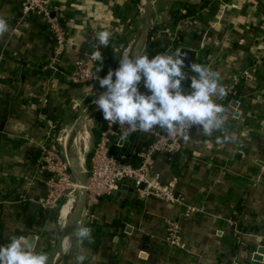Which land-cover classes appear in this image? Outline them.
Returning a JSON list of instances; mask_svg holds the SVG:
<instances>
[{"label":"crops","instance_id":"crops-1","mask_svg":"<svg viewBox=\"0 0 264 264\" xmlns=\"http://www.w3.org/2000/svg\"><path fill=\"white\" fill-rule=\"evenodd\" d=\"M21 2L0 0V17L10 25L8 32L0 34V244L14 235L32 234L35 249L52 257L48 264H76L80 254L86 256L84 264H221L230 261L229 252L241 243L234 224L251 232L249 247L241 249L239 262L264 264V0H211L208 7L170 25L167 9L172 1L151 2L150 29L162 25L168 29L161 37L165 41H178L180 47L186 40L198 47L201 62L219 73L221 87L233 77H242L240 94L221 104L220 129L205 135L192 126L179 160L171 155L170 160L163 154L156 157L154 168L161 182L177 178L174 200L150 198L132 211L136 192L130 190L131 183L122 184L109 197L99 198L93 220L82 219L79 226L92 230L90 241L78 240L73 231L64 246L59 240L60 218L69 196L64 198L57 221L43 215L46 210L38 199L44 184L34 175L38 161H33L34 153L41 151L50 132L58 136L68 131L69 137L59 145L67 158L68 142L81 118L80 129L84 126L85 131L78 132L71 151L86 177L91 153L103 131L99 123L105 122L90 112L95 109V97L105 89L98 81L76 85L69 72L81 53L96 46L101 49L94 35L101 30L112 34V58L99 76L114 71L121 55L136 54L146 25L147 0H50L63 12L68 31V46L57 70L47 67L53 41L46 26L33 18L18 23ZM153 11L164 21L151 26ZM177 48L165 51L176 52ZM185 71L182 86L187 93L191 72ZM245 71L254 77L245 76ZM140 90L147 92L143 81ZM156 130L163 129L129 132L124 138L115 136L112 143L116 142L118 154L125 151L123 161H137L138 146L148 142ZM22 192L26 198L19 200ZM187 205L203 210H195L194 220L185 219L182 214ZM127 213L134 217L123 219ZM116 217H121L116 229L113 225L108 232L98 229L99 224L111 227ZM168 217L181 219L179 249L166 241ZM251 225L256 228L251 230ZM259 251L261 259H255Z\"/></svg>","mask_w":264,"mask_h":264},{"label":"built area","instance_id":"built-area-1","mask_svg":"<svg viewBox=\"0 0 264 264\" xmlns=\"http://www.w3.org/2000/svg\"><path fill=\"white\" fill-rule=\"evenodd\" d=\"M141 8H144V3L141 4ZM19 10V24L33 18L46 26L53 41V49L47 60V67L57 70L63 61L68 46V31L62 20L64 19L63 12L58 6L51 5L50 0H22ZM167 30L166 27L161 25L153 32L151 39L163 37ZM185 44L186 40L181 42V45ZM168 48H172L171 45H168ZM96 50H99L102 55L101 49L96 46L81 53L74 61L69 72V79L72 83L86 86L97 81L95 75H99L102 70L100 68L95 73L97 66L100 64L92 56V53ZM245 76L252 77V74L245 71ZM243 81L242 77L231 78L223 87L226 95L216 98L217 102L223 104L225 101L238 96L240 94L239 86L243 84ZM90 113H95L93 118L97 117L104 120L102 112L98 108ZM105 122L107 128L102 131L98 142L93 148L89 169L83 184L86 190L83 219L86 221L93 220L96 216L93 208L97 205L99 198L109 197L120 185L125 183L132 184L137 198L142 202L150 198L164 201L174 200L177 178L169 180L168 183H162L159 172L154 168L155 161L156 157L161 154L171 155L176 151L183 153L186 149L183 137L185 133L188 135L191 128L185 124L172 135H169L165 130L153 131L152 138L138 146L135 153L138 164L135 165L116 158L109 151L115 136H121L124 131H131L125 125ZM63 140V133L58 136L52 135L51 132L48 134L46 142L41 145V154L34 172V175L38 176L44 184V191L38 199V204L46 211H54L58 208L61 210L64 198L74 191H79L80 199L79 188L81 185L76 181L67 158L59 148V145L63 144ZM30 176L25 178L28 179ZM141 183L144 184L143 188L139 187ZM29 185L32 187L31 184ZM19 197V200H23L26 198V194L22 192ZM195 210L202 211L203 209L198 206L187 205L182 218L194 220ZM165 225L166 241L174 249L181 248V219L168 217L165 219ZM237 227L233 224V231L237 234L238 242L246 241L251 232L239 230ZM124 230V227L120 228L122 233ZM240 248L242 247L229 252L231 264H241L239 262Z\"/></svg>","mask_w":264,"mask_h":264},{"label":"clouds","instance_id":"clouds-1","mask_svg":"<svg viewBox=\"0 0 264 264\" xmlns=\"http://www.w3.org/2000/svg\"><path fill=\"white\" fill-rule=\"evenodd\" d=\"M9 22L0 17V34L9 31ZM100 46H108L111 32L101 30L95 33ZM100 64L95 73L103 67V57L99 50L92 53ZM186 54L160 52L150 56L147 53L120 56L119 66L106 75H95L101 88L105 90L95 97L94 103L109 124L125 125L131 132H149L154 128L165 130L169 135L187 124L203 130L205 135L222 127L223 106L218 97L226 95L219 84V73L208 66L193 62L190 92L183 90L182 82L187 78L185 71ZM147 92L140 90V82ZM129 135L122 132V138ZM185 140L189 136L185 133ZM91 228L81 225L74 229L75 237L80 241H90ZM86 256L76 257V264H84ZM48 254L37 251L31 238L20 234L12 236L7 243L0 244V264H48Z\"/></svg>","mask_w":264,"mask_h":264},{"label":"trees","instance_id":"trees-1","mask_svg":"<svg viewBox=\"0 0 264 264\" xmlns=\"http://www.w3.org/2000/svg\"><path fill=\"white\" fill-rule=\"evenodd\" d=\"M135 1H138V0H135ZM210 2H211V0H180V1H172V2H170L169 3L170 7L167 9V13H168L167 18L169 19L168 25L175 24L180 19L187 18V17H190L191 15L196 14L197 12L203 10L205 7H208ZM62 20H63V23L66 22L65 18L62 19ZM158 26H159L158 24L153 26L149 30V33H148V40H147L146 47H145L143 53H147L150 56L151 55H155V54L160 53V52H164L168 48V45H171V47L173 49H176L178 47V45H179L178 41H175V43L171 42V44H170L169 42L165 41V39H163L161 37L158 38V39L151 40L150 37H151L152 33L154 32V30L157 29ZM100 47L102 49L101 52H102V57L104 59L103 60V67L101 68V70L103 71L105 69V67H106V64L111 61V58H112L111 52H112V50H111L109 44L106 47L105 46H100ZM240 87L241 86H239V91L241 90ZM231 99H233V98H231ZM231 99H229V100H227L225 102L229 103ZM34 154H35L34 155L35 157L33 158V161H37V159L39 158V156L41 154V151L36 152ZM163 155L166 156L170 160V155H167V154H163ZM127 161L129 163H132V164H135V165L138 164L137 161H132L130 159L127 160ZM63 203H64V200H63L62 204ZM142 206H143L142 201H140L138 199H134L132 205L130 206V210L135 211V209L142 208ZM126 212H128V210H126ZM129 213H127L126 215L122 216V218L124 219L125 217H128V216L131 217L132 215H129ZM59 214H60V208H58V209H56L54 211H45L43 215L45 217L49 218L50 220L57 221ZM132 217H134V216H132ZM120 220H121V217H116V218H114L113 222L111 223V227H110V225H107V224L106 225L105 224H99V228L98 229H101L102 231L108 232V231H110L112 229V225L116 229V227L121 224ZM254 228H256L255 225H251L250 229L254 230ZM247 240L248 239H246V241H242L241 243H236L233 246L232 249L233 250H238L239 247H242L240 249H247L249 247V244H248ZM224 264H231V262L228 261L227 263H224Z\"/></svg>","mask_w":264,"mask_h":264},{"label":"water","instance_id":"water-1","mask_svg":"<svg viewBox=\"0 0 264 264\" xmlns=\"http://www.w3.org/2000/svg\"><path fill=\"white\" fill-rule=\"evenodd\" d=\"M152 1H157V0H147V4L145 7V11H146V25H145V29L143 32V35L141 37L139 46H138V50L136 54H141L143 47L146 43L147 37H148V33H149V29H150V18H149V8H150V4ZM159 1H176V0H159ZM177 50H181L186 54V63H185V69L189 70V66L191 63L193 62H197V63H202L204 65H206L205 63L201 62V59L199 58V49L198 47H195L194 45H189V44H185L182 45L180 47L177 48ZM205 52V50H204ZM207 66V65H206ZM237 103V101L235 100L234 104ZM93 108H98L96 105ZM82 123L81 118L78 120V123L76 125V128L68 142V147H67V161L69 162V166L75 176V179L77 180V182L81 185L80 188V199L78 202V216L76 221L74 222V224L69 227V228H62L61 232L59 233V240L62 242L64 238L68 237L73 231L74 229L77 227V225L79 226L82 219H83V214H84V209H85V205H86V190L83 187L84 181H85V176L83 175V173L81 172V170L75 165V161L73 159V155H72V149L71 147L73 146L74 140L76 139L78 132L80 130V125ZM99 125H101L103 127V130H105L107 128V123L106 122H100ZM110 154L114 155L116 158L122 160L123 156L125 155V151L123 153H117L116 150V142L112 143L110 146ZM128 152V151H127ZM183 155L182 152L180 151H176L173 152L171 154L172 158L175 160H179L181 158V156ZM140 188L144 187V184L141 183L139 185ZM130 190L132 192H134L135 188L132 186L130 187ZM61 216V214H60ZM72 217L69 218V220ZM131 229V226H128L129 230ZM29 237L31 238L33 244L35 243V236L34 235H29ZM262 251V249H261ZM261 251H259L256 255H255V259H261Z\"/></svg>","mask_w":264,"mask_h":264},{"label":"bare ground","instance_id":"bare-ground-1","mask_svg":"<svg viewBox=\"0 0 264 264\" xmlns=\"http://www.w3.org/2000/svg\"><path fill=\"white\" fill-rule=\"evenodd\" d=\"M88 128V127H87ZM81 129L82 130H84L85 131V127L83 126V127H81ZM81 129H80V131H79V135H82L83 133V131H81ZM64 135V139H66V136H68L69 137V135H68V131L66 132V133H64L63 134ZM68 139V138H67ZM81 188V187H80ZM79 188V189H80ZM69 198L70 199H68V202H67V205L65 206V208H64V213L62 214V216H61V226H63V228H69V227H71L73 224H74V222H75V218L78 216V211H76L74 214H73V216H72V218L69 220V215H70V213H71V210H72V207H73V200H72V198H74L73 196H72V194H70L69 195ZM61 211V210H60ZM68 237H66V238H64V240H63V245L62 246H64L65 245V243H67V241H68Z\"/></svg>","mask_w":264,"mask_h":264},{"label":"rangeland","instance_id":"rangeland-1","mask_svg":"<svg viewBox=\"0 0 264 264\" xmlns=\"http://www.w3.org/2000/svg\"><path fill=\"white\" fill-rule=\"evenodd\" d=\"M153 7H154V5H153ZM150 11V10H149ZM152 17H151V26L153 25V24H156V22H159V23H161V22H163L162 21V18H160V19H158L156 16L157 15H155V13H154V11H153V14L151 15ZM143 29H144V26L143 25H141V29H140V32H143ZM155 31V30H154ZM140 35V34H139ZM139 35L137 36V38L136 39H138L139 38ZM77 181V180H76ZM72 196L75 198V201L73 202L74 204H73V207H72V210H71V213H70V216H73V214L77 211V209H78V201H79V191H74L73 193H72ZM67 198V197H66ZM69 198V197H68ZM68 198H67V200H68ZM69 216V217H70ZM60 221H61V218H60ZM62 228H63V226H62ZM58 229H59V227H58ZM48 257H49V261L52 259V257H50L49 255H48Z\"/></svg>","mask_w":264,"mask_h":264}]
</instances>
